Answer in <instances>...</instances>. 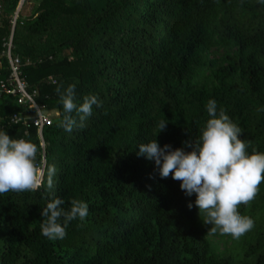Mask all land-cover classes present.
<instances>
[{"label": "trees", "instance_id": "trees-1", "mask_svg": "<svg viewBox=\"0 0 264 264\" xmlns=\"http://www.w3.org/2000/svg\"><path fill=\"white\" fill-rule=\"evenodd\" d=\"M36 1L31 15L18 12L12 54L28 89L57 117L42 131V149L35 127L9 121L23 107L0 98V130L36 144L38 162L57 174L52 190L0 195V264H264V182L239 206L254 227L237 240L212 234L195 194L137 156L154 139L190 151L183 142L199 137L209 100L242 129L248 154L264 153V3ZM18 3L0 0V54ZM60 82L76 85L77 105L91 95L102 102L83 129L59 126ZM54 197L65 210L72 199L89 210L59 240L41 234L40 212Z\"/></svg>", "mask_w": 264, "mask_h": 264}, {"label": "clouds", "instance_id": "clouds-1", "mask_svg": "<svg viewBox=\"0 0 264 264\" xmlns=\"http://www.w3.org/2000/svg\"><path fill=\"white\" fill-rule=\"evenodd\" d=\"M75 87V84L64 87L60 82L55 88L64 111L59 126L68 132L83 129L93 106L101 107L102 103L91 95L77 105ZM206 111L210 118L199 137L190 143L183 142L190 151L173 149L169 144L160 146L154 139L140 144L137 156L154 161L161 179L171 176L179 181L180 190L186 196L195 194V206L198 213H204L203 223L211 225L212 234L219 232L238 240L254 227L253 219L241 215L238 209L240 205H250L264 182V153L253 149L252 154H248V144L240 138L242 129L224 110L217 114L215 100L208 101ZM166 125V120L160 121L158 132L164 131ZM38 151L36 144L13 139L0 130V195L54 188L57 168L38 162ZM63 204V199L54 197L40 212V216L46 218L41 223V234L49 240L64 239L68 224L77 219L84 222L89 214L87 203L81 200L72 199L68 210L61 207ZM192 206L188 204L189 209Z\"/></svg>", "mask_w": 264, "mask_h": 264}, {"label": "built area", "instance_id": "built-area-1", "mask_svg": "<svg viewBox=\"0 0 264 264\" xmlns=\"http://www.w3.org/2000/svg\"><path fill=\"white\" fill-rule=\"evenodd\" d=\"M26 1L19 0L17 9L11 19V31L4 42V50L0 54V98L7 100L9 104L13 103L23 107L22 111L13 113L9 121L12 123L22 122L26 127H35L43 149L42 131L52 124L53 119L48 113L54 111L47 109L45 104L37 101V90L28 89V84L21 75L20 58L12 54L13 27L18 12ZM2 59H5V62ZM48 79L51 83L55 82L51 76Z\"/></svg>", "mask_w": 264, "mask_h": 264}, {"label": "rangeland", "instance_id": "rangeland-1", "mask_svg": "<svg viewBox=\"0 0 264 264\" xmlns=\"http://www.w3.org/2000/svg\"><path fill=\"white\" fill-rule=\"evenodd\" d=\"M37 4V1L36 0H27L23 5H22V9L20 11V14L23 16V17H27L29 15L32 14L33 10H34V7L35 5ZM222 50L219 51V53H221ZM49 116L52 118V119H55L57 117V114L54 112H49L48 113Z\"/></svg>", "mask_w": 264, "mask_h": 264}]
</instances>
